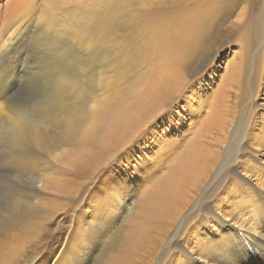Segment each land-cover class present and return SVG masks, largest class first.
Wrapping results in <instances>:
<instances>
[{
    "label": "bare ground",
    "instance_id": "obj_1",
    "mask_svg": "<svg viewBox=\"0 0 264 264\" xmlns=\"http://www.w3.org/2000/svg\"><path fill=\"white\" fill-rule=\"evenodd\" d=\"M78 1L0 17V264H264V0H211L195 39L162 0L67 25Z\"/></svg>",
    "mask_w": 264,
    "mask_h": 264
},
{
    "label": "rangeland",
    "instance_id": "obj_2",
    "mask_svg": "<svg viewBox=\"0 0 264 264\" xmlns=\"http://www.w3.org/2000/svg\"><path fill=\"white\" fill-rule=\"evenodd\" d=\"M9 1H11V2H9ZM37 1H39V0H37ZM37 1L35 0V3H37L38 5L40 3V5H41L46 0L45 1L40 0L42 3L37 2ZM7 2H9V4H7L8 6L6 5ZM15 2H17V0H0V3H1L0 4V10H1L0 13L2 12L0 15L1 18L3 16H5V14L7 15L10 12V9L12 10L13 8H15L14 7ZM95 2H96V0H95ZM117 2L120 5L118 7H115L117 9V11H115V12H118L117 17L128 18L129 9H128V6L126 4V1L117 0ZM5 6H7L6 8L9 10L5 9ZM258 7H259V1L258 2L255 1V7H253V10H252V12H253L252 14L254 15V17H253L254 19L259 17L258 15L260 13H259ZM111 9L112 8H107V7L106 8L96 7V6H94V3L92 4L88 0H80V1H78V3L69 4V7L63 13V14L67 15V18H63V21H67V25H68V23L71 21L72 18L78 17L77 18L78 22L83 21L82 22L83 25L87 24V23L89 24V22L93 19L94 16H95L94 19L96 17L97 18H104V17H106V15H108V13ZM93 12H95V13H93ZM36 14H37V12L35 13V15H33L31 17V20L34 23L36 22V19H37L35 17H38ZM90 14H92V16H89ZM101 15H102V17H101ZM90 17H92V18H90ZM56 23H57L58 29L60 31H62L63 30L62 27H63L64 23L62 24V23H60V21H58ZM59 27H61V28H59ZM66 29H68V28H66ZM67 31L68 30H66L65 32L67 34H69V32H67ZM249 41H250V43L248 45V49L250 52V51L254 50L255 42H253L250 39H249ZM240 54L241 53H240L238 36L234 33L230 34L226 39H224L221 42V46L217 49V52H216L215 57H214L213 62H212V67H214V72H213V75L211 76V79L209 81L205 82V87L203 90L204 95H206L207 97H211L213 94H216V92L220 89L221 85H223L228 78V73L226 72V66L230 65L232 60H233V62H237ZM248 62H249V59H248ZM186 116H187V113H183L182 118L184 120L188 121L187 123L190 124L191 120Z\"/></svg>",
    "mask_w": 264,
    "mask_h": 264
},
{
    "label": "snow or ice",
    "instance_id": "obj_3",
    "mask_svg": "<svg viewBox=\"0 0 264 264\" xmlns=\"http://www.w3.org/2000/svg\"><path fill=\"white\" fill-rule=\"evenodd\" d=\"M94 6L100 8H115L120 5L118 4L117 0H96ZM160 6L181 10L184 13V16L182 18L183 27L189 33L190 37L192 39H195L203 26L205 14L211 7V0H162ZM29 50H31L30 46ZM17 59L18 58L9 57L8 67L16 64ZM2 71L3 67L0 66V72ZM9 92L12 94L13 89H10ZM9 92L3 91L2 85H0V97H7L8 103L11 104L14 101L11 97V94L9 95ZM0 162H2V158H0ZM244 183L247 184V181H245ZM248 188L252 191H255L251 188L250 184H248ZM175 249L176 252H174L173 255L169 258L168 264H178L177 253L186 258L183 264H187V261L195 255V252L190 254L185 250L183 242L177 243L175 245ZM167 251V248H165L160 253L157 259V264H160V262L165 259V254L167 253Z\"/></svg>",
    "mask_w": 264,
    "mask_h": 264
}]
</instances>
